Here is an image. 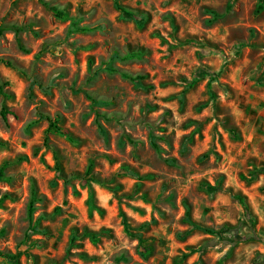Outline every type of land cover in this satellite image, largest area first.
I'll list each match as a JSON object with an SVG mask.
<instances>
[{
    "label": "rangeland",
    "instance_id": "rangeland-1",
    "mask_svg": "<svg viewBox=\"0 0 264 264\" xmlns=\"http://www.w3.org/2000/svg\"><path fill=\"white\" fill-rule=\"evenodd\" d=\"M0 28V252L264 264V0H0Z\"/></svg>",
    "mask_w": 264,
    "mask_h": 264
},
{
    "label": "trees",
    "instance_id": "trees-1",
    "mask_svg": "<svg viewBox=\"0 0 264 264\" xmlns=\"http://www.w3.org/2000/svg\"><path fill=\"white\" fill-rule=\"evenodd\" d=\"M116 7L122 11V13L127 16V17H134L132 14H130L127 10L125 9H122V7L120 6L119 3L116 4ZM52 11H55L57 12V15L59 17H63V14L61 12H58L55 8H51ZM145 21V17H142L140 19H137V22L140 26L143 25ZM21 30H24V29H15L16 33H19ZM3 31L4 29L3 28H0V35L3 34ZM125 76H127L137 87H140V88H144V85H143V80H145V76H142V75H137V76H131V75H127L125 74ZM8 86V83L6 82H3L1 76H0V95H2L4 98L8 99L10 98V94L5 90V88ZM76 93L79 92V91H75ZM86 95L89 96L88 93H86ZM9 115H14L15 116V113H13L12 111H10V109L8 108H4L3 110V117L5 119L8 118ZM56 126V122H52L51 121V125H50V128L52 129L53 127ZM155 148H158V146L155 144L154 145ZM173 162V161H171ZM125 172L131 176V177H134V178H139V175L136 174L135 172L133 171H130L128 169H124ZM238 199L243 202V199L242 197L238 196ZM34 204V201L33 203ZM123 217V220H124V223H125V226H126V230H127V233L131 236H133V234L131 233L130 231V227L128 226V223H127V218L126 216L123 214L122 215ZM191 220V219H190ZM192 223V226L194 229H198V230H201V231H204V232H207V233H210V234H216V235H222L223 232H215L214 230L212 229H208V228H205V227H202L200 225H197L195 222L191 221ZM138 239L142 240V236L141 235H135ZM23 256H27V257H31L30 253H29V250L26 249L24 251H17L16 253H9V252H0V261L2 262H5L6 264H19L20 262V259L23 257Z\"/></svg>",
    "mask_w": 264,
    "mask_h": 264
}]
</instances>
